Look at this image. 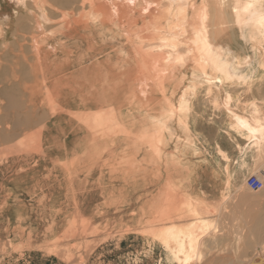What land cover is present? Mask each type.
I'll list each match as a JSON object with an SVG mask.
<instances>
[{
	"label": "rangeland",
	"instance_id": "rangeland-1",
	"mask_svg": "<svg viewBox=\"0 0 264 264\" xmlns=\"http://www.w3.org/2000/svg\"><path fill=\"white\" fill-rule=\"evenodd\" d=\"M231 14L237 16L230 0H191L189 20L192 25L190 35L186 38L191 51H188L187 56L182 59L175 55L185 42L182 39L181 16L178 17L174 36L177 49L172 53H170V47L160 43L145 42L141 45L137 36H134V28L129 29L126 39L128 46L116 42L115 50L111 54H107L105 50L102 51L103 56L97 64L106 68L107 64L100 65V63L110 60L113 65L111 76L119 75L125 79L131 78L134 68L133 65L123 67L119 62L117 56L123 53L146 56L147 60H151L150 62L155 61L156 66L160 63L169 65V70L154 69L153 83L148 87L126 85L125 82L114 87L103 86L101 82L99 85L93 82L92 85L88 84L83 88V83L81 86L67 84L66 99H50L45 95L47 103L52 106L45 108L40 103H35L34 111L31 106H28L30 104L26 106L24 111L30 115V121L25 124L29 126L32 135L19 138L20 131L11 128V134L19 140L11 146L13 148L20 143L23 147L29 148L32 143L39 146L40 142L44 157V163L40 167L47 165L52 172V177L48 182H41L40 185L30 187L13 181L0 183V258L11 257L14 260L13 264H25L24 261L30 264L28 259L15 258L22 257V254L25 255L33 249H39L43 252L41 256L40 253L37 255L36 264L46 258L42 256L43 254L52 255L57 252L66 264H155L156 258L162 255L164 242L174 245L182 241L188 246L191 244L192 237L206 232L200 228L202 221L200 214L197 216L190 213L188 207L181 209L182 205L177 202V196H183L186 201L194 199L197 192L196 186L201 182L204 185L202 189L204 194H216V187L212 186L214 180L208 178V174H203L201 167L193 164L192 161L181 162L186 157L184 151H188L190 156L201 159L202 155L198 154L197 148L202 150L203 146L207 145L201 138L212 139V132L208 130L205 133L207 129L205 126L198 127V124L193 126L191 117L186 119V113L178 112L173 115L172 121L169 119L164 123V130L172 139L169 146H164L155 137L158 129L150 123V120L168 115L170 111L174 112L175 106L182 102L180 97L183 98L181 89L183 90L184 86L179 82L194 74L192 68L196 66V62L192 57L198 54L197 46L203 39L206 38L216 49L222 48L220 56L214 53L216 59L224 60L230 53L239 54L240 52L250 59L249 49L237 39L236 16ZM12 22L6 28L8 32L6 31L5 39L3 42L0 40V68L17 63H20L17 66L20 67L25 63L24 58L21 60L22 55L26 54L23 57L27 58L29 56L27 53L31 54L26 48L31 43L28 40L29 35L20 32V27L16 26L14 21ZM201 31L202 36H199ZM25 39L27 43L24 42ZM137 42H139L138 45ZM5 44L11 47L7 48ZM1 48L8 53L5 54L4 51L3 53ZM14 49L16 53L13 52ZM132 52L135 53L132 54ZM2 55L7 58L5 61L1 58ZM8 57H10L9 61H7ZM88 63L89 61L83 65L82 69L79 66L75 67L68 74L85 81L86 68L92 67V65L87 66ZM229 65L252 66L253 60L251 58V63L242 65L236 59H232ZM147 75L149 73L141 68L138 77L142 79ZM42 77L46 79L43 74ZM101 79L106 84L107 75L103 74ZM3 82L1 90L7 87L13 88L11 87L13 83L8 79H4ZM171 86L174 87L171 88ZM47 89L48 86L45 83V90ZM76 90L81 93L79 96ZM61 91H63L62 88L55 90L54 96ZM201 92L202 90L196 92L195 102L201 101ZM1 100L5 101L2 96H0ZM160 100H162V106L158 111L155 104ZM206 103H209V100H205L199 106L201 113L207 110ZM1 105H6L9 109L7 104ZM212 111L211 115L217 119V123L225 120L231 122V118L226 117L225 110L220 106L219 110ZM43 118L45 120H42ZM16 120L21 124L24 122L20 118ZM50 122L53 124L40 128ZM5 123L11 125L9 122ZM51 130H53V137L60 140V145L55 148V152L65 151L64 158L55 154V163L54 159L47 155ZM177 134H182L184 139L176 137ZM63 136L66 137L64 148L61 146ZM232 136L235 137L230 138L224 134L219 139L220 146L224 148L237 145L240 138L236 133ZM186 138L193 140L194 144H189ZM208 148L211 149L212 146L205 147L206 150ZM173 149L176 151L173 152ZM12 152L6 150L5 154L13 162ZM172 157L175 161L170 159ZM37 167L39 166L33 165V160L29 161L23 171L19 165L20 172H28ZM163 172L165 175L162 178ZM256 175L263 183V177L259 172L255 173ZM245 194L248 196L253 194L252 196L260 198V201H252L254 207L264 206V197L260 192L257 194L247 190ZM213 200L215 199L211 197L205 198L204 209L213 205ZM230 205L228 203L226 206L221 222L224 220L228 223L233 222L232 209L228 207ZM23 210L27 217L26 222L18 219V215ZM213 214L216 215L215 211ZM263 214L264 210L249 211L248 222L251 225L249 227L245 225L244 218L240 220L241 223L243 222L242 225L236 217L234 222H239V226L233 225L235 234H238L237 231L241 232L238 230L239 227L244 228L242 232L246 231L245 237L241 236L243 239L235 241L234 235L227 234L226 238H229V241L225 239L218 243L219 248L225 250L221 253L215 250L211 252L212 260L209 264H231V262L246 264L248 257L252 258L253 262L262 260L264 217L259 216ZM204 217L211 218L212 214L206 213ZM180 218H184L185 221ZM228 229V225L225 226L226 232ZM246 236L256 239L255 244L250 246L262 247L260 251L262 256L258 255L256 250L247 248L249 243L245 242ZM205 247L204 245L203 248Z\"/></svg>",
	"mask_w": 264,
	"mask_h": 264
},
{
	"label": "bare ground",
	"instance_id": "bare-ground-1",
	"mask_svg": "<svg viewBox=\"0 0 264 264\" xmlns=\"http://www.w3.org/2000/svg\"><path fill=\"white\" fill-rule=\"evenodd\" d=\"M230 1L233 3V9L237 13V16L236 14H231L234 17L236 16L237 39L249 49L251 57L249 59L246 54L243 55V53L240 52L239 54L230 53L224 60L216 59L214 53L220 56L222 48L216 49L212 47L206 38L202 40V43L197 46L198 54L192 57L196 62V66L192 68L194 74L188 79H181L179 82L180 85L184 86V89H181L183 98L180 97V100H182V102L175 106L174 112L170 111L168 115L150 120V123L158 129L155 137L160 140L164 146H169L172 142L171 136L164 130V123L169 119L172 121L174 114L178 112L186 113V119L191 117L193 126L200 124L198 119H201V124L205 127H209L210 125H207L208 122L209 124H211V122L213 124L217 123L216 120H212V116L211 118L207 116L209 109L214 110L217 108L216 103L219 97L222 96L226 100L223 106L229 107L231 106L230 103H237L244 100L245 97L254 98V95L260 92L259 89L261 87L264 88V0ZM190 2L191 0H0V40L3 42L6 31L8 30H6V28L14 21L16 26L18 25L20 27V32L29 35L28 40L31 42H29L30 45L28 44L29 46L26 47L30 50L31 54L26 52L29 56L27 58L23 57L24 55L26 56V54H24L21 57V60L24 58V64L20 67H17L19 66L18 64H20L17 63L13 66L0 68V96L5 100H1L0 104H7L9 106V109H7L6 105L0 106V183L13 181L30 187L31 185H40L41 182H48L52 177V172L47 168V165L45 167H40V165L44 163V157L41 151L42 145L40 142L39 146L32 143L29 148L23 147L20 143L13 148L11 146V144L19 141L14 137L15 135L11 134V128L20 131L18 134L19 138H23L25 135H32L29 131V126L25 124L30 121V115L24 111L28 104H30L28 106H31L34 111L35 103H40L45 108L52 106L47 103L46 97L50 99L57 98L58 100L66 99V94L68 92L66 89L67 84L81 86V83H83L82 88L88 84L92 85L93 82H95V85H99L101 82L103 86L108 87L118 86L121 82H125L126 85H139L140 87L150 86L153 83L154 69L169 70V65L160 63L156 66L155 61L150 62L151 60H147L146 56H138L135 52H132V54L135 53L133 55L118 53L121 55H118L117 59L122 63L123 67L133 65L134 68V73L131 78L125 79L119 75L111 76L113 65L110 63V60L100 63V65L107 64L106 68L100 67L97 61L103 56V50H105L107 54H111L115 50V41L128 46L126 39L130 32L129 29L131 30L132 28H134V36H137L141 45H144L145 42H154V44L160 43L170 47V53L176 51L177 47L174 36L176 35L179 16H181L183 25L182 39H184L185 42L183 46L175 52V55H177L179 59L185 58L188 51H191L186 43V38L190 35L192 25L189 20ZM202 14L205 15L204 11H202ZM199 36H202V31L199 33ZM24 42H26V39ZM138 43L139 42H137V45ZM7 44H5V46ZM24 45L23 48H25ZM17 46L16 48H18ZM4 50H2V52ZM15 51L16 49H14L13 52ZM6 53L8 52H5V54ZM19 53H17L18 56L22 52ZM3 55L1 58L5 61L6 57L4 58ZM95 57H97V59H95ZM9 58L10 57H8L7 61L10 60ZM251 58L253 60L252 66L232 67L229 65L232 59H236L242 65L249 64L251 63ZM20 61L18 60V62ZM88 61L89 63L87 66L92 65V67L86 68L85 81L74 77L72 74H68L69 71H72L77 66H79L80 69L84 68L83 65L87 64ZM141 68L145 69L146 73H149V75L144 76L142 79L138 77ZM1 70H3V72ZM42 74L46 79L42 77ZM103 74L107 75L106 84L101 79ZM4 79H8L12 82L13 85H11V87L13 88L8 89L7 87L1 90V86L4 85ZM45 83H47L48 86L47 90H45ZM172 87L174 86H171V88ZM60 88H62L63 91L54 96L55 90ZM200 90H202L200 94L201 101L198 103L195 102L196 92ZM231 92L239 93V95L231 99L233 97ZM76 94L79 96L81 93L76 90ZM262 94L263 97L261 96L260 98H264V89ZM205 100H209L211 105L207 107L204 113H201L199 111V106H201ZM159 104L162 106V100L156 103L155 106ZM235 108L238 110V113L233 114L232 118L235 120L233 119L234 121L229 124V129L237 132L240 134L241 138L244 139L241 146L252 148L253 150L259 149L260 147L262 148L264 144L262 132L260 131L261 125L264 122L262 105L256 100L253 104H250V106L246 105L245 107L241 106ZM231 109H233V107H231ZM259 114L261 115V119H253V116ZM17 118L22 119L24 121L23 124L18 122L16 120ZM42 120H45V118ZM5 122H9L11 125H6ZM50 124H53V122L45 126L42 125L40 128H46ZM213 124L209 128V131L212 133L218 131V129L213 127ZM166 127L167 126H165V128ZM53 130H51L52 135L49 139V151L47 155L48 157H52L55 163V154L61 155L62 158H64L65 151L55 152V148H58L60 145V140L53 137ZM186 133H188V129H186ZM214 135L215 134H213L212 139L206 137L201 138L202 142L207 145L203 146L202 150L197 148L198 154L203 155L208 150L219 149L218 138ZM186 141L189 144H194V141L191 139L186 138ZM7 142L9 143L8 145ZM212 144H214V146L211 149H205V147H210ZM3 145L7 146L2 147ZM61 146L63 148L66 146L65 136L61 139ZM6 150L13 151V162L6 156ZM30 160H33L34 166L39 167L33 168L28 172H20L19 165L21 171H23ZM259 174L263 177L264 183V166L259 170ZM255 177L261 183L260 189L251 190L247 186L248 179L245 185L251 191L257 192L260 190V194H263L264 197V184L257 175ZM203 187V182L196 186L197 192L194 198L195 201H186L183 196L179 195L177 196V202L182 205L181 209L188 207L190 213L194 215L197 214V216L200 214L202 218L200 228L206 232H201L192 237L190 240L191 244L188 246L182 241H178L174 243V245H169L167 242H164L162 246V255L156 258L155 264H209L210 260H212L210 257L211 252L213 253L214 250L216 252L225 250H223V248L217 250V248H219L218 239L222 237L226 231V225L223 226V221L221 222V220L222 215L224 216V212L226 211V206L229 201V204H232L231 201L235 200L234 195L236 194L239 195L237 198L243 203V208H236V210L232 212L237 214L235 217L239 218V222L244 218L245 225L247 227L251 226L248 222L250 217L248 215L249 210L245 208L248 207L249 202L258 201L260 199L259 197L252 196L253 194L248 196L245 193L233 192L232 188H230L229 191V188H223L217 185L216 194L223 195L225 197V202L220 205V208L218 207L216 209V215L212 214L211 218H207L202 215L201 209L198 208V204L201 200L200 198L203 195ZM259 192H257V194ZM257 205L259 206V204ZM236 206L237 204L235 207ZM227 215L228 214H226V216ZM226 218H228V216ZM18 219L23 222L27 221L25 210L20 212ZM239 222H237L236 225L239 224ZM242 229H240V227L238 228V230L241 231L240 233L237 231L238 234H235V231L233 232L235 241L243 239L242 237L246 231L242 232ZM232 230H234V228ZM232 230H230V232ZM250 238V236L247 237L245 242L247 241V243H250L248 241ZM204 245L206 246L205 248H203ZM250 245L251 244L247 246L248 249H250L249 247H253ZM254 249H258L256 250L258 255L262 256L260 252L262 249L260 246L256 245ZM248 258H246V264H258L257 261L253 262L252 258ZM262 258V260L258 261L264 263V257L262 256Z\"/></svg>",
	"mask_w": 264,
	"mask_h": 264
},
{
	"label": "crops",
	"instance_id": "crops-1",
	"mask_svg": "<svg viewBox=\"0 0 264 264\" xmlns=\"http://www.w3.org/2000/svg\"><path fill=\"white\" fill-rule=\"evenodd\" d=\"M122 32V31H121ZM116 43V41H115ZM263 87H261L259 89V93H256L253 97H245L244 100H241L237 103H230L231 106L229 107H224V102L226 101L222 96L219 97L218 102L216 103L217 108L214 109L215 110H219V106L225 110V114L227 115L226 117L231 118V122L233 121L234 118H232L234 113H238V110L235 107H245L246 105L253 104L256 100L262 105V109L264 111V98H260L261 96L263 97L262 91H263ZM233 97L231 99H233L234 97L238 96L239 93L236 92H231ZM230 100V99H229ZM211 104L210 103H206L205 107H209ZM161 104L157 105V109L159 111ZM231 107H233V109H231ZM213 109H209L208 110V116L209 118H211V116L213 117L212 120H216L215 117L212 114ZM240 112V111H239ZM229 115V116H228ZM253 119H261V115H255L253 116ZM200 124H201V119H198ZM229 120H225L224 122L222 121L221 123H215L213 124L211 122V124H209V122L207 123V125L209 127H207V129L205 130L207 133L209 128L212 126L215 129H218L217 132H213V134H215L214 136L219 139L224 135L227 134L228 137L230 138H234L235 136H232L233 133H236L238 135V137L240 138V141L237 143V145H232L229 147H224L222 148L220 146V141H219V149L217 150H208L205 152V154H203L200 158H196L193 156H190L188 154V151H179V152H183L186 156L184 157V161H181L178 159V161H181L183 163H188L189 161H192L193 164L198 165L199 167L202 168V172L203 174H208V178L213 179V187H216L217 185L223 188H232L233 192L237 191V192H241V193H246L247 190H249L246 186H245V182L246 180L250 177L255 175V173L259 172V170L264 166V144L262 145V148L260 147L259 149H255L253 150L252 148H246L241 146L244 142V139L241 138L240 134H238L235 131H232L229 129V124L231 123ZM198 124V127H204L203 125ZM227 125V126H225ZM261 132H262V140L264 142V122L261 125ZM192 127V124H191ZM225 129V130H224ZM211 134V132H209ZM220 133H223L222 135H220ZM176 137H180L182 140L184 139V136L182 134H177ZM208 140V139H207ZM214 146V144H212V147ZM225 149V151H224ZM172 151V150H169ZM176 151L175 149H173V152ZM205 155H207V157H205ZM233 155V156H232ZM232 156V157H231ZM247 156V158H246ZM227 157V158H226ZM173 159L174 158H170ZM243 161V162H242ZM240 162V163H239ZM242 162V163H241ZM246 162V163H245ZM211 163L210 165H207ZM203 164V165H202ZM240 168V169H239ZM212 171V172H211ZM252 172V173H251ZM251 174V175H250ZM165 175V172L161 173V177L163 178ZM247 175H250L247 177ZM231 176V177H230ZM203 177V175H202ZM203 179V178H202ZM222 180V181H221ZM218 182V183H217ZM240 189V190H239ZM251 191V190H250ZM254 192V191H253ZM259 192V191H257ZM255 191V193H257ZM203 193V192H202ZM237 195V194H236ZM234 195L235 197V202L232 200L231 203L234 205H230L229 208L232 209V211H235L236 208H243L242 205L243 203L241 202V200L237 197H239V195ZM207 197H211L214 198L215 200H213L214 204L210 205V207L205 208L204 209V199ZM200 203L198 204V208L201 209L202 215L205 216L206 213H211L213 214L214 211H216V209L219 207L220 205H222V203L225 202V197L223 195H206L203 193L202 197L200 198ZM192 201H195V199H192ZM234 202V203H233ZM230 203V201H229ZM240 205H239V204ZM237 204V206L235 207V205ZM264 205V204H263ZM252 205V202H249L248 207H244L246 210L249 211H257V210H264V206L263 207H254ZM253 208V209H252ZM257 208V209H255ZM252 209V210H251ZM199 212V210H198ZM234 219L236 220V215L234 212H232ZM187 215H189V213L187 212ZM262 216V217H261ZM259 217L263 218L264 215H261ZM257 217V216H256ZM233 219V220H234ZM178 220V219H177ZM180 220L185 221L184 218H180ZM234 220V221H235ZM175 221V220H174ZM173 221V222H174ZM223 222V226H227L229 227V230L226 232H224L225 234L222 235V237H220L218 239V241L220 242V240H225L227 239L229 241V238H226L227 234L232 236L234 235L233 232L234 230H232L234 226H238V224L236 225L235 222ZM175 224V222L173 223ZM231 224V225H230ZM233 224V225H232ZM176 225V224H175ZM168 226V225H167ZM232 227V228H231ZM231 228V229H230ZM230 230H232L230 232ZM229 232V233H228ZM257 237V236H256ZM259 239V238H257ZM235 240V239H234ZM255 238L248 240L250 243L249 244H255ZM254 242V243H253ZM250 249H254V247H249ZM222 248H217V250H221ZM261 249H263L261 247ZM224 250V249H223ZM255 250V249H254ZM258 250V249H256ZM43 252V250H39V249H33L31 252H27L25 255L22 254V257L17 256V258L15 259H28L30 261V264H36L35 259L37 260V255ZM221 253V252H220ZM34 254V255H33ZM32 255L34 256L31 260ZM42 256H45L46 258L43 261L38 262V264H62L61 262H63L64 264H66L65 260H63V257L59 254V252H57V254H52V255H47V254H43ZM25 257V258H24ZM13 258H0V264H13ZM25 264H28V262L24 261ZM76 263V262H74Z\"/></svg>",
	"mask_w": 264,
	"mask_h": 264
},
{
	"label": "built area",
	"instance_id": "built-area-1",
	"mask_svg": "<svg viewBox=\"0 0 264 264\" xmlns=\"http://www.w3.org/2000/svg\"><path fill=\"white\" fill-rule=\"evenodd\" d=\"M247 186L251 189V190H258L261 188V183L260 181L255 177V176H251L250 178H248L247 180Z\"/></svg>",
	"mask_w": 264,
	"mask_h": 264
},
{
	"label": "water",
	"instance_id": "water-1",
	"mask_svg": "<svg viewBox=\"0 0 264 264\" xmlns=\"http://www.w3.org/2000/svg\"><path fill=\"white\" fill-rule=\"evenodd\" d=\"M258 264H264L262 261H257ZM250 264H256V263H250Z\"/></svg>",
	"mask_w": 264,
	"mask_h": 264
}]
</instances>
